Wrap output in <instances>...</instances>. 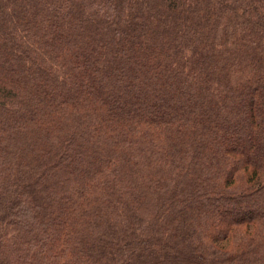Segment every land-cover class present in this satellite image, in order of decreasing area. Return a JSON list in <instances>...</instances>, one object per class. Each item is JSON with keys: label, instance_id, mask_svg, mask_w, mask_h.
I'll return each mask as SVG.
<instances>
[{"label": "trees", "instance_id": "1", "mask_svg": "<svg viewBox=\"0 0 264 264\" xmlns=\"http://www.w3.org/2000/svg\"><path fill=\"white\" fill-rule=\"evenodd\" d=\"M0 264H264V0H0Z\"/></svg>", "mask_w": 264, "mask_h": 264}]
</instances>
